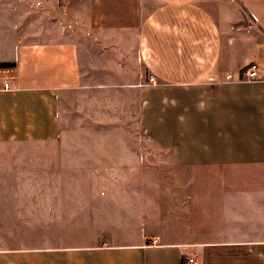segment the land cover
<instances>
[{
    "label": "crops",
    "instance_id": "0c3cea01",
    "mask_svg": "<svg viewBox=\"0 0 264 264\" xmlns=\"http://www.w3.org/2000/svg\"><path fill=\"white\" fill-rule=\"evenodd\" d=\"M0 8V63L12 64L0 79L13 88L0 91V232H51L35 247L0 238V264H264V221L247 224L248 209L264 215V0ZM251 62L261 79L245 81ZM144 74L148 108L155 90L181 91L164 100L162 130L148 126L166 153L156 165L102 138L135 112ZM207 193L237 233L169 238ZM80 221L99 236L77 246Z\"/></svg>",
    "mask_w": 264,
    "mask_h": 264
},
{
    "label": "rangeland",
    "instance_id": "374dc122",
    "mask_svg": "<svg viewBox=\"0 0 264 264\" xmlns=\"http://www.w3.org/2000/svg\"><path fill=\"white\" fill-rule=\"evenodd\" d=\"M107 8H92V15L96 18L98 16L100 10L106 11ZM127 12L130 14L129 8ZM1 10V8H0ZM0 14L2 12L0 11ZM138 23V22H137ZM144 80L142 84L138 87L135 86V112L131 105H127L124 110L123 118L118 121L113 120L108 122L107 126V139L103 136V141L108 143H116L118 141L129 144L131 148H135V152L140 155L141 159L145 161L147 164H158L162 163L165 158V151L159 149L154 146L156 144V140L149 134L148 126L155 128L156 131L162 130L163 125H159L157 122L164 121L163 118V104L164 100L170 97L178 96L181 93L178 89H160L155 90L152 94V97L156 99L155 103H152L150 108L147 107V95L149 92V88L146 87L149 82V78L144 76L141 78ZM146 82V83H145ZM151 92V91H150ZM187 92V91H184ZM141 97V98H140ZM150 109V110H149ZM117 126V129H116ZM113 133V134H110ZM145 163V164H146ZM195 170V169H192ZM192 175H196L195 171L191 172ZM195 187V186H194ZM216 191V190H215ZM211 195L208 196V193L204 195V200H199L197 202L198 207L195 205V199L188 200L187 204V212L181 215L179 218L181 221H169L167 225V232H171L169 238L171 239H179L182 233L187 235H199L200 237H208L213 238L217 237L220 234L231 233L235 234L236 231H226L225 227H227L225 211L222 208L218 209V206L213 205V201L210 200ZM205 203V205L203 204ZM203 204L204 206H200ZM257 208V206H255ZM248 209L250 211L249 217L254 219L252 220L253 225L247 222L253 228L264 218L263 214H260L259 208ZM82 213H87L89 210L87 208H81ZM78 216L83 215L80 213ZM87 221L90 222V217H87ZM78 219V218H77ZM259 219V220H255ZM84 221H80L77 223L76 230V243L78 245H86L92 243L94 241V234L99 236V232L86 230L84 227H90L91 224L88 223L84 226ZM229 225V223H228ZM40 236H43L44 240L47 237H51V232L42 231L37 232L35 230H21V231H10V232H0V238H4L6 240L14 241H25L29 247H35L38 245L37 239H42ZM93 237V238H92ZM92 238V239H90ZM187 256H194V254L190 255L186 253Z\"/></svg>",
    "mask_w": 264,
    "mask_h": 264
},
{
    "label": "built area",
    "instance_id": "2783aa9c",
    "mask_svg": "<svg viewBox=\"0 0 264 264\" xmlns=\"http://www.w3.org/2000/svg\"><path fill=\"white\" fill-rule=\"evenodd\" d=\"M261 79L259 66L255 62H251L244 71V80L245 81H255ZM149 82L151 84L155 83V79L153 76L149 77ZM13 89L11 84L8 81H4L0 79V91H7ZM193 258L187 259V264L193 263Z\"/></svg>",
    "mask_w": 264,
    "mask_h": 264
},
{
    "label": "trees",
    "instance_id": "16d2710c",
    "mask_svg": "<svg viewBox=\"0 0 264 264\" xmlns=\"http://www.w3.org/2000/svg\"><path fill=\"white\" fill-rule=\"evenodd\" d=\"M10 65H12V64H10V63H0V67L10 66Z\"/></svg>",
    "mask_w": 264,
    "mask_h": 264
}]
</instances>
